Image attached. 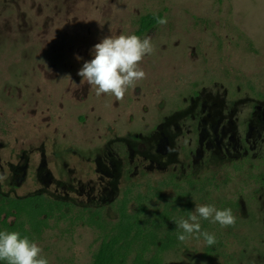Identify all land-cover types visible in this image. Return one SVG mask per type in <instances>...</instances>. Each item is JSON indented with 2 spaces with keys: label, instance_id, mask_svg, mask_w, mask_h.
I'll return each instance as SVG.
<instances>
[{
  "label": "flooded vegetation",
  "instance_id": "obj_1",
  "mask_svg": "<svg viewBox=\"0 0 264 264\" xmlns=\"http://www.w3.org/2000/svg\"><path fill=\"white\" fill-rule=\"evenodd\" d=\"M175 85L131 95L120 88L113 122L86 152H49L46 135L38 144L0 135V197L56 202L40 238L52 222L65 235L87 229L93 253L128 219L141 228L153 220V245L115 264H264V89ZM24 187L31 190L20 196ZM138 252L144 261H134ZM171 252L188 261H166Z\"/></svg>",
  "mask_w": 264,
  "mask_h": 264
},
{
  "label": "rangeland",
  "instance_id": "obj_2",
  "mask_svg": "<svg viewBox=\"0 0 264 264\" xmlns=\"http://www.w3.org/2000/svg\"><path fill=\"white\" fill-rule=\"evenodd\" d=\"M157 12L164 22L132 46L139 15ZM202 81L264 89V0H0V135L21 144L46 135L49 152H86L113 122L120 88L131 95L177 83L182 91ZM55 226L25 259L89 264L92 233ZM166 261L188 256L171 252Z\"/></svg>",
  "mask_w": 264,
  "mask_h": 264
},
{
  "label": "trees",
  "instance_id": "obj_3",
  "mask_svg": "<svg viewBox=\"0 0 264 264\" xmlns=\"http://www.w3.org/2000/svg\"><path fill=\"white\" fill-rule=\"evenodd\" d=\"M164 19L163 12L139 17L136 22L142 27L135 32L131 45L135 46L149 28L163 23ZM35 199V196L21 199L0 197V264H31V261L25 259V254L34 242L41 239L47 220L56 213V202L43 199L36 204ZM3 215H6L4 219ZM11 216L16 219L12 225L8 222ZM130 221L128 219L127 223L132 225ZM151 221L154 222L151 219L143 221L146 225L143 228L136 226L137 224L127 225L122 228L120 235L104 237L102 244L92 255V264L124 263L130 255L129 251L137 245L143 251L153 245L148 242L155 239L153 229L147 227ZM138 241L142 243L138 244ZM134 261H144L143 253L138 252Z\"/></svg>",
  "mask_w": 264,
  "mask_h": 264
}]
</instances>
